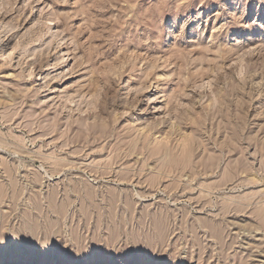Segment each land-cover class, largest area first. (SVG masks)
<instances>
[{"label": "rangeland", "instance_id": "rangeland-1", "mask_svg": "<svg viewBox=\"0 0 264 264\" xmlns=\"http://www.w3.org/2000/svg\"><path fill=\"white\" fill-rule=\"evenodd\" d=\"M211 3L0 0V233L264 264V0Z\"/></svg>", "mask_w": 264, "mask_h": 264}, {"label": "snow or ice", "instance_id": "snow-or-ice-1", "mask_svg": "<svg viewBox=\"0 0 264 264\" xmlns=\"http://www.w3.org/2000/svg\"><path fill=\"white\" fill-rule=\"evenodd\" d=\"M204 6L217 10L211 0H205ZM5 249L18 257L12 264H153L155 258L149 246L129 242L126 247L123 244L114 247L103 241L98 246L90 241L82 244L55 229L39 233L19 229L5 231L0 233V255Z\"/></svg>", "mask_w": 264, "mask_h": 264}, {"label": "bare ground", "instance_id": "bare-ground-1", "mask_svg": "<svg viewBox=\"0 0 264 264\" xmlns=\"http://www.w3.org/2000/svg\"><path fill=\"white\" fill-rule=\"evenodd\" d=\"M12 264L11 262H1V264Z\"/></svg>", "mask_w": 264, "mask_h": 264}]
</instances>
